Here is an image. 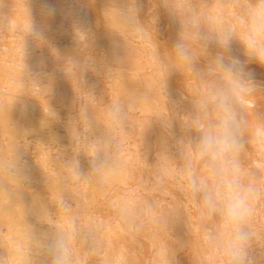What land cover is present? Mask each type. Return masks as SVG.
Returning <instances> with one entry per match:
<instances>
[{"label":"clouds","instance_id":"1","mask_svg":"<svg viewBox=\"0 0 264 264\" xmlns=\"http://www.w3.org/2000/svg\"><path fill=\"white\" fill-rule=\"evenodd\" d=\"M38 2L39 20L28 11L20 76L24 91L18 95L29 94L27 88L38 85L37 79L41 75L40 62L35 70L25 62L30 55L26 38H31L34 50L51 47L46 33L57 9L49 0ZM69 2L79 3L80 0ZM149 2L153 6L147 20L141 19L144 0H119L110 8L115 9L116 22L128 32L142 39L150 38L153 32L156 34L158 16L153 14L156 3L153 0ZM159 5L179 22V31L168 55L159 51L157 43L153 45L152 58L164 73L160 87L168 114L154 117L146 124L142 137L155 120L162 137V148L158 154L170 157L167 141L174 139L173 121L179 119L182 135L174 140L180 161L177 176L181 190L195 203L201 220L211 225L203 235L204 243L218 253L223 264H264V247L257 243L256 234L250 227L257 205L264 198V179H258L264 173V121L250 125L244 111L246 98L257 91L264 92V85L256 80L250 67L255 64L264 69V0H236L237 10L227 24L210 23L191 0L179 11L171 0H159ZM68 17H72L71 30L78 55L63 57L56 49L51 50L56 59L62 61L64 75L80 88L84 85L85 73L97 71L98 61L92 52L91 28L71 12L66 19ZM234 43L239 44L240 55L233 54ZM212 46L216 49L214 53L210 51ZM115 47L118 50L120 46ZM122 59L119 51H115L114 63L117 66L105 64L104 74L111 76ZM199 64L203 67H197ZM179 68L192 73L201 84V90L192 99L181 93V99L191 104V113L185 114L190 122L182 121L181 116L168 107V79ZM25 76L27 79H22ZM43 89L46 94L50 91L48 87ZM84 94L83 100L87 103H81L78 112L68 118L67 127L74 147L73 155L65 161V168L73 183L94 181L106 186L125 170L122 137L128 122L129 105L119 98L114 99L105 109L104 131L97 134L96 120L89 112V104L95 103V94L93 91ZM59 119L58 113L48 104L45 125ZM192 132L196 135H191ZM77 143L84 146L83 150H75ZM250 149H254L258 156L257 164L252 166L245 163ZM81 153L89 164L87 172L81 170ZM0 177L14 181L19 196L25 191L29 177L17 152L11 159H0ZM165 179L163 174L157 175L153 191L158 192ZM60 206L65 210L71 208L63 195ZM112 208L122 230L133 240L149 231L155 235L169 230L173 224L153 199L132 196L113 204ZM54 228V231L37 233L29 226V241L38 254H42L43 264H80L77 246L82 249L83 256L99 252V226L83 222L79 214H69L64 228ZM183 250L184 242L175 239L171 253L166 247L163 249L162 264H179L177 254ZM0 264H7V261L0 258Z\"/></svg>","mask_w":264,"mask_h":264},{"label":"bare ground","instance_id":"2","mask_svg":"<svg viewBox=\"0 0 264 264\" xmlns=\"http://www.w3.org/2000/svg\"><path fill=\"white\" fill-rule=\"evenodd\" d=\"M20 1L21 4L19 1L14 3V0H0V159H11L17 152V155L20 156L21 161L25 165L26 175L29 177V179L25 183V191H23L19 196L16 192L14 181L8 180L5 177H0V258L5 259L7 264H43L44 258L42 254H38L34 245H32L29 241V226H32L33 230L37 233L54 231V226L57 229H62L65 227L69 214H79L83 222H93L97 224L100 228L101 236V247L98 253H91L83 256L82 249L77 246L76 252L80 264H145L149 260H147V258H149V251L152 250L156 245V252H153L155 253V256L152 255L154 256V259L156 257V263L154 262V264H162L163 249L166 247L167 249H170L169 253H171L174 239H179L178 237H180L181 240L182 238L184 240L186 237L185 233L189 230V224L191 226V222L193 223L196 213L192 212L191 214L189 213L190 211H186L185 207H183L185 208L183 209L182 206H180L181 209L185 210L184 213L186 214L185 216L182 210L181 216L179 210L180 207L177 205L176 210H173L174 215L172 216V220L176 217V222H174L171 226V229H169L170 232L173 230V233H170L172 234V237H169L171 239H169L167 243H163V245L160 244L161 242L159 243L157 234L154 235L151 231H149V234L147 233L148 235L144 234L140 236L141 238L143 236H149V242L141 239L140 237L136 238L135 240L131 239L122 230V226L115 218L113 208H111L113 204L118 203L123 199H127L132 196L141 198L140 196H137L139 193H136V191H138L136 187H143V184L141 186V183L144 182L145 177L147 179V176L153 173L156 169L161 171L160 173L165 171H169L170 173L171 171V173L168 174L169 176L171 175V177L172 175L174 176V173L177 174V168L175 169V167H172V165L175 163L173 161L176 160H173L174 157L169 153V150L171 151L174 148H171V141L174 140L171 139L170 143L167 142V149L168 153L170 154L168 155L172 156L173 159L167 157L166 164L164 159L163 162L156 160L155 157L151 158V149H154L151 151V153L154 151L158 153L162 148V139H160L162 138L161 131L155 121H153L151 126L147 129L144 136L142 137V132L145 125L151 120L150 114L152 118L153 116L157 117L161 114L166 115L165 112L163 113V111L166 110H163V108L166 107L163 106L166 105V103L163 102L165 101V97L163 98L162 92L160 91L161 87L159 88L158 83H155V79L158 77L154 76V73L157 71L159 77L164 78V73H162L159 65L154 60L152 61L153 58L150 59L148 57H153V48H148L151 50V55H148L150 53L149 50L145 55L147 52V47L145 45L149 43L152 47L156 43L153 42L155 41L153 35H151L150 38H145V40L143 38L142 40L144 41V44L138 43L140 41L142 42V40L138 41L139 37H135L138 42H136L135 38L134 40L130 39V37L133 38L134 34L132 35V33L128 32L118 22H116L114 16L115 9L110 8V6L117 4V0H88L91 4L90 6L92 7L91 10L90 7H87L89 6V3L86 0H82V3L84 2L86 4V8H84L85 5H81V0L79 2L80 5L78 3H75L76 5L72 3L74 4L73 8H64L63 5L65 4H62V2H64L63 0H51L52 2L49 0V3L54 5L57 9V14L54 17L55 19L53 18L49 21L50 28L46 33L51 47L44 46L41 49L34 50L31 38H26L28 41L30 55L26 58L25 62L28 64L29 68L33 70L37 68V64L40 62L41 75L37 79L38 85L33 84L27 88L28 93L32 96L29 94L18 95L24 91V88L20 84V76L22 73V45L24 34L28 26V11H31L37 20L40 18V4L38 0ZM156 1L157 3L159 2V0ZM184 1L185 0H182V2L179 0H171L173 4H177V2L182 3V6L186 4L183 3ZM200 1L203 3L207 1L208 3H199V0H196L195 3L193 0L192 4L202 16L205 18L208 17L207 19L212 24H227L231 22L233 14L237 10L235 8L236 0ZM22 2L24 3L22 4ZM96 2H98V4ZM186 2L188 3L187 0ZM202 4L204 7L206 4V7L204 8ZM23 5H26V7H23ZM178 5L179 4H177V6ZM15 7L18 8L16 9ZM99 7L103 10V12ZM71 8L74 10L79 8L80 11L78 10V13L80 17L76 15L77 11H74ZM82 8L86 9L88 13L84 11L85 13L82 14ZM98 8L99 10H97ZM65 9H71L73 16L78 17L86 26L90 27L91 29H95H93L94 31L92 30V52L98 61L97 71H95V73L93 72V74L91 71L86 72L84 78L86 79L87 84L85 83L86 86L83 85V87L80 88L77 86L75 81L72 82L64 75L62 71V61L57 60L54 52L51 50L53 48L56 49L63 57L65 55H78V49L71 30L72 17H68L70 20L66 19L67 15L65 16V13L67 14L69 12ZM96 10L100 13L96 12ZM101 12L103 13L104 17L103 15L101 16ZM167 12L166 14L168 16ZM143 13H145L144 9L141 12V19L145 20L146 17ZM93 15H98L101 20L102 18L105 19L101 21L97 16L96 19ZM59 16L61 18L57 19ZM169 16L168 20H170ZM172 19L173 18L171 17V21ZM174 23L179 25V22L177 21ZM169 24L171 25V30L169 28L170 32L174 28L176 30L178 29L176 26L173 27L170 22ZM96 25L99 28H97ZM175 29L171 33H176ZM125 34H127V36H125ZM62 39H64V41H61L60 43V40ZM134 43H137L138 45L136 44L134 46ZM64 44L65 48H62L64 47ZM157 44L159 46V51L163 53V45L161 43L159 44V42H157ZM116 45L120 46L118 50L115 47ZM138 46H140V48L141 46H145V48L142 47L139 50ZM135 47L138 49V53L136 52L138 55L135 53ZM101 48H104L105 50H102ZM115 51H119L120 55L123 56V59L120 65L114 69L113 74L111 76H107L104 74V65L107 64L113 67L117 66L114 63ZM101 52L102 55L105 53L104 57L101 55ZM141 53L144 54L143 56L148 57L151 61L145 57V60L147 61H145V63L140 62V60L143 58ZM134 57L136 58L133 59ZM142 60L144 62V58ZM139 63L144 68H146V64H149V66L145 70ZM139 66L141 67L139 68ZM150 67L151 69H149ZM182 69L180 71H182ZM157 72L155 75H157ZM90 74L93 76L94 74H97V76L91 77ZM22 79H27V77H22ZM158 80L160 79L158 78L157 81ZM162 80L163 79L161 78V81ZM168 83H170L169 79ZM46 87L50 88V91H48L47 94L46 90L43 89ZM78 88L81 90L77 91ZM87 91H93L95 94V103L89 104V112L96 120L97 134H101L104 131L105 109L116 98L123 100L125 104L129 105V114L132 113L133 110L136 112L135 109L138 108L143 112L142 115L144 114L143 117H140L141 115L139 114V120L138 116H136L138 113H132L136 117L128 114V118L132 116L133 118L135 117L134 119L137 121L133 122L132 117L128 119L127 127L129 125L130 127L125 129V135L122 137V159L124 161L125 170L124 173L112 184L106 186L98 185L94 181H89L86 183H73L65 168V161L73 155L74 147V142L67 127L68 118L70 115H75L78 112L79 105L81 103H87V101L83 100V96L85 95L84 92ZM174 91L175 90L173 86L169 85L170 96L174 101H176L178 105L175 107L177 113L180 103L177 101V99L179 100V96L174 94ZM244 103L245 117L248 118V120H246L250 125H253L255 121L261 122L264 120V92L257 91L253 95L246 98ZM48 104L58 113L60 119L58 121H49L47 125H45L46 121L44 120L45 114L48 113ZM168 105L169 108L174 110L173 102L171 103V107L170 104ZM253 105L255 106L254 108ZM251 108L253 109L252 112H254L252 114L250 113ZM189 110L191 111V109ZM152 114L154 115L152 116ZM255 115L257 116L255 117ZM258 117H261L262 120L258 121ZM255 118L257 120H254ZM177 120H175L176 123ZM137 122L141 127L139 132L137 131L139 126V124L137 125ZM131 125L134 129L131 127ZM177 125L178 128H181V126H179L180 124L177 123ZM174 126L175 122L173 127ZM176 126L174 127V130L178 129ZM131 129H133L134 132L137 131L141 135V140L146 142L145 152L140 151L141 149L137 147L138 145L140 146L142 142H140V139L139 141L138 138H135L140 135H137V133L136 135H133V130ZM128 131L131 132L130 136L128 135ZM153 133H155L156 136V138H154L155 140H153V137L151 138V136H154ZM126 134L129 136V138H127L129 140L128 144L126 143L125 145L124 140H126V138L124 137H126ZM181 135L179 137H181ZM179 137H177V139ZM136 140L137 142L139 141L138 144L136 143ZM144 141L143 143L145 144ZM129 143L136 144V147H134V144L133 147H131V144L129 145ZM155 143L158 144H156L158 148H154ZM83 148L84 146L79 143L75 145V150L77 151L83 150ZM253 151L254 150H252V153ZM255 153L250 156V162L248 161L251 163L250 165H255L258 162V156ZM159 156L162 158L164 154L160 153ZM166 156L167 155H165V157ZM150 158L153 160L151 161ZM161 158L159 160H161ZM79 160L81 163V170L83 172H87L89 169V164L83 153L80 154ZM149 161H151V167L150 164L148 165ZM141 164L143 165V168ZM175 164L174 166H176ZM145 165L148 169L151 168L152 170L145 169ZM166 165L169 170H166ZM145 170H147V172ZM145 173L149 175H146ZM165 173H163V175ZM168 175L164 176L167 178ZM258 179H264V173H261ZM134 185H136L135 188L133 187ZM124 190H127L128 193ZM62 195L64 196L65 200L71 204V208L68 210L63 209L60 206ZM261 202L257 205V212L254 213L255 217L253 218L258 219H256L257 221H254V223L251 219L252 221H250V227L256 234V237L259 238L260 242L264 245V198L261 199ZM177 203L178 202L176 201V204ZM177 210H179V213ZM174 212H177V215ZM186 212L190 217H188ZM47 213H50L51 216H49ZM178 215L180 219L185 217V219H183L186 221H184L185 223L182 222L183 220H179L180 223L182 222V225L178 223ZM188 218H191V220H188L191 222L188 223V227L187 225L185 226V229L187 227L186 231L185 229L181 230V227L184 226L183 223L187 224ZM39 220H42L43 223ZM200 222V232L204 234L206 222ZM190 230L193 231L194 227L191 226ZM180 231L182 234H180ZM173 237L175 238L173 239ZM126 238L128 240L127 243H125V241H127L125 240ZM141 240H143L142 243L144 246L139 244ZM150 244L153 246L155 244V246L153 247ZM148 247L153 248H150L149 250ZM212 253L214 256L218 254L214 249L211 250L210 254L212 255ZM214 259H216V257H214L212 260ZM215 262L217 261H214V263Z\"/></svg>","mask_w":264,"mask_h":264},{"label":"rangeland","instance_id":"3","mask_svg":"<svg viewBox=\"0 0 264 264\" xmlns=\"http://www.w3.org/2000/svg\"><path fill=\"white\" fill-rule=\"evenodd\" d=\"M19 1V3L21 2L20 0H14V3H17ZM23 1H25V0H23ZM53 1V0H52ZM51 0H50V2H52ZM64 2H62V4H65V5H63L64 6V8L66 7V8H69V7H72L73 8V6H74V4H72V3H70L69 2V0H63ZM85 1V0H84ZM86 1H88V0H86ZM91 1V0H90ZM94 1H96V0H94ZM99 1V0H98ZM103 1V0H102ZM114 1V0H113ZM180 2H182V0H179ZM188 1V0H187ZM192 1L193 0H191V3H192ZM196 0H194V2H195ZM56 2V1H55ZM54 2V3H55ZM116 2V1H115ZM153 2L154 3H156V8H155V12L153 13V14H155V15H157L158 16V21H157V23H156V25H155V28H156V34L153 32L152 33V35H153V37H154V40L155 41H153V42H159V44L161 43L163 46V48H164V52L163 53H165L166 55H168V51L171 49V47L173 46V44H174V42H175V39H176V37H177V32L179 31L178 29H179V25H177L176 23H174L175 21H173L174 19H172V21H171V17L172 16H169L170 14H169V12H167V11H165V9H164V7H162V6H160L159 5V2L157 3V1L156 0H153ZM178 3L177 2V4H179L178 6H177V4H174V5H176L177 6V10H180L181 8H182V3ZM200 2H202V1H200L199 0V3ZM24 2H22V4H23ZM84 3V2H83ZM82 3V0H81V5L83 6V5H85L84 6V8H86V4L84 3L83 4ZM88 3H89V6H87V7H90V10H91V4H90V2L88 1ZM87 3V4H88ZM97 4H98V2H96ZM100 3V2H99ZM102 3V2H101ZM116 3H119L118 2V0H117V2ZM183 3H187L186 2V0L183 2ZM196 3V2H195ZM198 3V2H197ZM203 3V2H202ZM204 3H208L207 1L206 2H204ZM203 3V4H204ZM21 4V3H20ZM61 4V5H62ZM77 4V3H76ZM75 4V5H76ZM79 4V3H78ZM203 4H202V6H203ZM18 5V4H17ZM80 5V4H79ZM181 5V6H180ZM185 5V4H184ZM63 6H62V8H63ZM152 6H153V4L152 3H150L149 2V0H144V11H145V13H143V14H145V20H147V19H149V9H151L152 8ZM175 6V7H176ZM20 7V6H19ZM23 7H26V5H23ZM77 7V6H76ZM80 7V6H79ZM94 8H96L95 6H93ZM179 7V8H178ZM181 7V8H180ZM204 7V6H203ZM205 7H206V4H205ZM204 7V8H205ZM13 8V7H12ZM16 8V7H15ZM18 8V7H17ZM16 8V9H17ZM61 8V9H62ZM71 8V9H72ZM75 8V7H74ZM81 8V7H80ZM84 8H82L81 10H82V14L83 13H85L84 11H86V9H84ZM93 8V9H94ZM100 8V7H99ZM99 8L97 9V10H99ZM101 8H102V6H101ZM100 8V10L103 12V10ZM68 10V12H71L72 10H74V9H72V10ZM84 9V10H83ZM66 10V9H65ZM64 10V11H65ZM66 10V11H67ZM77 12H76V15L77 16H79V13H78V10H79V8L78 9H75ZM74 10V11H75ZM96 10V12H99V11H97ZM80 11V10H79ZM205 11H208V10H205ZM92 12H94V11H92ZM101 12V16L103 15V13ZM105 12V11H104ZM166 12L168 13V16L170 17V20H168V16H167V14H166ZM72 13V12H71ZM78 13V14H77ZM86 13H88L87 11H86ZM90 13H91V11H90ZM89 13V14H90ZM100 13V12H99ZM99 13H97V14H99ZM68 14V13H67ZM66 13H65V16L67 15ZM73 14V13H72ZM75 14V13H74ZM80 14H81V12H80ZM81 14V15H82ZM95 14V13H94ZM205 14H207V13H205ZM209 14V13H208ZM106 15V14H105ZM62 16V15H61ZM94 16V15H93ZM96 16L98 17V15H95L94 17L96 18ZM208 16V15H207ZM80 17V16H79ZM103 17H104V15H103ZM106 17V16H105ZM209 17H210V15H209ZM59 18H61L60 16L57 18V19H59ZM65 18V17H64ZM71 18V17H70ZM93 18V17H92ZM95 18H93V19H95ZM99 18V17H98ZM173 18V17H172ZM208 18V17H207ZM55 19V18H54ZM67 19H69V18H67ZM97 19V18H96ZM100 20H101V18H99ZM105 18H102V20L101 21H103ZM70 20V19H69ZM169 22L172 24V26L173 27H175L176 26V28H178L177 30H176V33H171L174 29H172V31L170 32V30H171V25L169 24ZM178 22V21H177ZM175 25H174V24ZM179 24V23H178ZM97 26V25H96ZM100 26V25H99ZM94 27V26H93ZM97 28H99L98 26H97ZM169 28H170V30H169ZM94 29V28H93ZM93 29H91V30H93ZM95 30V29H94ZM93 30V31H94ZM97 30V29H96ZM92 31V32H93ZM133 35V34H132ZM125 36H127V34H125ZM131 36V35H130ZM135 37H137L136 35H133V38L132 37H130V39H133L134 40V38ZM138 38V37H137ZM133 40H131V41H133ZM135 40H136V42H138L139 40H142V38H138V41H137V39L135 38ZM144 40H145V38H144ZM153 40V39H152ZM157 40V41H156ZM61 41H64V39H62V40H60V43H61ZM133 42H135V41H133ZM152 42V43H153ZM138 43H141V44H144V41L142 40V42L140 41V42H138ZM147 43V42H146ZM66 44V43H65ZM65 44H64V47H62V48H65ZM137 43H134L133 45L135 46ZM140 44V45H141ZM62 45V44H61ZM138 45V44H137ZM68 46V45H67ZM147 48V52L145 53V52H142V53H145V55L148 53V48L150 47V49H152L153 48V46L151 47V45L149 44V43H147L146 45H145ZM145 46L143 47V46H141V48L143 47V48H145ZM69 47V46H68ZM139 47V48H138ZM137 48L140 50L141 48H140V46H138ZM102 50L104 49V48H101ZM135 49H136V47H135ZM138 49H136V51H135V53L137 52V50ZM100 50V49H99ZM102 50H100V51H102ZM105 50V49H104ZM210 51H212L213 53L216 51V49H215V46H212L211 47V49H210ZM64 52V51H63ZM99 52V51H98ZM104 52V51H103ZM149 54L148 55H151V50H149ZM66 53V52H65ZM65 53H64V55H65ZM138 53V52H137ZM136 53V54H137ZM140 53V52H139ZM141 53V54H142ZM61 54H63V53H61ZM67 54V53H66ZM104 54L105 53H103V55H102V52H101V55L104 57ZM233 54L234 55H240L241 54V50H240V46H239V44H237V43H234L233 44ZM135 55V54H134ZM138 55V54H137ZM144 54H142V56H143ZM62 56V55H61ZM65 56H67V55H65ZM64 56V57H65ZM101 56V57H102ZM132 56H133V54H132ZM142 56H141V58H142ZM102 57V58H103ZM145 57L146 56H143V58H144V62H143V58L140 60V62H142V63H145V61H147V60H145ZM150 59H152V57L151 56H148ZM148 57H146V58H148ZM132 58V57H131ZM136 57H134L133 59H135ZM138 58V57H137ZM139 58H140V56H139ZM148 58V60H150ZM241 58L243 59V57L241 56ZM138 60V59H137ZM136 60V61H137ZM151 61V60H150ZM152 61H153V59H152ZM140 64V63H139ZM141 65V64H140ZM142 66V65H141ZM141 66H139V68L141 67ZM149 66V64L147 65L146 64V68ZM143 67V66H142ZM197 67H203V64H199V65H197ZM250 67L254 70V72H255V76H256V80L258 81V82H260L261 83V85H264V69H261V68H259V67H257L255 64H253V65H250ZM144 68V67H143ZM146 68H144L145 70H146ZM149 69H151V67L149 68ZM182 68H179V71H174L173 72V76L171 75V77H169V85H172L173 86V88H174V94H177L178 96H179V100L177 99V101H178V103H180L179 104V110L177 109V113H176V106H178L177 105V103H176V101H174L173 100V98L171 97V96H169V104H170V107H171V103L172 102H175L176 103V105L173 107L174 108V112L176 113V115L177 116H181L180 117V119L182 120V121H185V122H190V118L188 117V116H186L185 114H189V113H191V111H192V108H191V104H190V102L188 101V100H182L181 99V93H184L189 99H192L193 97H195L196 96V94L201 90V84H200V82H199V80L192 74V73H189V72H187V71H185L184 69H182V71H180ZM148 70V69H147ZM153 70V69H152ZM92 72V74H93V71H91ZM149 72V71H148ZM157 72V71H156ZM155 72V73H156ZM95 73V72H94ZM150 73V72H149ZM152 73V72H151ZM155 73H154V76H156V77H158L160 80H158L157 81V79H155L156 81H155V83H158V86H159V88H160V83H161V78L163 79V77H159V75H158V72H157V75H155ZM92 74H90L91 75V77L93 76ZM94 76L96 77L97 76V74H94ZM93 76V77H94ZM153 76V77H154ZM170 79H171V81H170ZM85 83L87 84V82H86V79L84 78V86H86L85 85ZM106 85H108V84H106ZM79 89V88H78ZM77 89V91H80L81 89H79L78 90ZM82 89H84V88H82ZM160 91H161V89H160ZM79 93V92H78ZM84 95V94H83ZM163 95V94H162ZM84 97V96H83ZM172 99H171V98ZM163 98H164V96H163ZM165 100V99H164ZM163 102H165L166 103V101H163ZM163 106H166L167 107V105H163ZM166 107H164L163 108V110H165V111H163V113L165 112L166 113V115L168 114V109L166 108ZM168 107H169V105H168ZM255 106L253 105V108H254ZM189 109H191V111L189 110ZM136 110V112L133 110L132 111V113L133 112H135L136 114L138 113V115H136V116H138V120H139V118L140 117H143L144 116V114L142 115V111L138 108V109H135ZM138 110V111H137ZM251 111H250V113L252 114V113H254V112H252L253 111V109L251 108L250 109ZM131 112V111H130ZM140 112V113H139ZM249 112V111H248ZM132 113H130L129 115H133ZM134 113V114H135ZM250 113H248V114H250ZM141 116H140V115ZM154 114H152V116H153ZM133 116H135V115H133ZM135 116V117H136ZM140 116V117H139ZM257 115H255V117H256ZM132 116H130L129 118H131ZM134 117V118H135ZM155 116H153V118H154ZM262 117V116H261ZM259 118L258 117V121L259 120H262V118ZM128 118V119H129ZM133 118V117H132ZM133 118V122H136L135 121V119ZM150 118H151V120L153 119L152 117H151V114H150ZM137 119V118H136ZM247 120H248V118H246ZM142 120H143V118H142ZM147 120H149V119H147ZM150 120V121H151ZM175 120H177V119H174V122H175V126L177 125V123L178 124H180V121H179V119L177 120V123H176V121ZM254 120H257L256 118L254 119ZM153 121H155V120H153ZM179 121V122H178ZM264 121V120H263ZM140 122H141V119H140ZM174 122H173V125H174ZM256 122V121H255ZM253 123V124H256V123ZM129 123H130V121H129ZM135 124V123H134ZM139 123L137 122V125H138ZM252 124V123H251ZM129 125V124H128ZM174 126V127H175ZM180 126V125H179ZM128 127H130V125L128 126ZM128 127L126 126V128L128 129ZM131 127H132V125H131ZM174 127H173V129H172V133H173V137H174V139H172V140H175V139H177V137H179L182 133L180 132L181 130V128H178V125L176 126V128H178L176 131L174 130ZM133 128V127H132ZM141 127H140V124H139V126H138V129H137V131L139 132ZM130 129V128H129ZM134 129V128H133ZM133 129H131V130H133ZM180 130V131H179ZM130 131V130H129ZM128 131V132H129ZM137 131H135L134 132V130L132 131L133 132V135H136V133H137V135L139 134ZM180 133H179V132ZM126 132V131H125ZM155 132H156V130H155ZM176 132V133H175ZM131 132H129V136L131 135L130 134ZM135 133V134H134ZM160 134V133H159ZM178 134H180V135H178ZM125 135V134H124ZM123 135V136H124ZM140 135V134H139ZM152 135V134H151ZM153 135L155 136V133H153ZM177 137H176V136ZM191 135H193V136H195L196 135V133L195 132H192L191 133ZM129 136H127V134H126V137H124V138H126V140H124L125 141V145H126V143L128 144V140L129 139H127V138H129ZM154 136H151V138L153 137V140H155L154 138H156V136L154 137ZM136 137V136H135ZM134 138V137H133ZM138 138V140L140 139L141 140V135L140 136H137L135 139H137ZM159 138V137H158ZM157 138V139H158ZM180 138V137H179ZM178 138V139H179ZM130 139H131V137H130ZM143 139V138H142ZM157 139H156V141H157ZM160 139H162V138H160ZM139 140V141H140ZM170 140L171 139H169L167 142H169L170 143ZM127 141V142H126ZM138 141V142H139ZM144 141V140H143ZM143 141L141 140L140 142H142L141 143V145L139 146H137V147H139L141 150L140 151H144L145 152V150H146V142H145V144L143 143ZM159 141V140H158ZM138 142H137V140H136V143L138 144ZM161 143H162V140H161ZM131 144V145H130ZM133 144L134 143H129V145L131 146V147H133ZM157 143H155V146H154V148H156L157 147V145H156ZM128 145V146H129ZM136 144H134V147H136L135 146ZM171 148H173L171 151H173V152H171L170 150H169V153L174 157V159H177L176 161H173V162H175L174 164L176 165V166H174V164L172 165V167H175V169L176 168H178V166H179V163H180V161L178 160V152H177V149H176V147L174 146V141H171ZM170 146V145H169ZM162 147V146H161ZM158 148V147H157ZM160 148V147H159ZM167 148H168V146H167ZM170 148V149H171ZM154 149H151V151H153ZM252 150H254V149H252ZM252 150H249V154L245 157V163L247 164V165H250L251 163H249L250 162V156H252L255 152V150L253 151V153H252ZM151 151H150V154L152 155L151 156V158H154L155 157V159L156 160H158V161H163V159H164V161H165V163L167 164V157L168 156H166L165 157V154H164V158L162 157H160L159 156V154L156 152V151H154V152H152L151 153ZM251 151V152H250ZM168 153V154H169ZM173 153V154H172ZM149 154V155H150ZM158 154V155H157ZM169 154V155H170ZM256 154V153H255ZM148 155V156H149ZM162 155V154H161ZM172 156H170L171 158H172ZM150 157V156H149ZM150 158V159H151ZM161 158V160H159ZM155 159H154V161H155ZM173 159V158H172ZM153 159H151V161H152ZM171 160V159H170ZM151 161H149V163H148V165L150 164V167L152 166V164H151ZM153 161V162H154ZM158 161H156V162H158ZM163 161V162H164ZM249 161V162H248ZM159 163H161V162H159ZM153 164H155V163H153ZM171 164H172V162H171ZM171 164H170V166H171ZM142 165V164H141ZM253 165V164H252ZM252 165H250V166H252ZM146 166V165H145ZM139 167H140V165H139ZM163 167H164V165H163ZM163 167H161V168H163ZM166 167H167V165H166ZM142 168H143V165H142ZM145 169H147V170H152L151 168H147V166L146 167H144ZM154 168H155V166H154ZM159 168V167H158ZM160 169V168H159ZM168 169V167L166 168V170ZM147 170H145L146 172H147ZM157 170V169H156ZM154 171V169H153V173H151L150 175L149 174H146V175H149V176H147V179H146V177H145V180H144V182H142L141 183V186H142V184H143V187H139V186H137L136 188L138 189V191H136V193L138 192L139 194L137 195V196H140L141 198H149V199H153V200H155V201H157V203L159 204V208H160V211L164 214V215H166V216H168L169 218H171L170 220H172V216L174 215L173 214V210L175 209L176 210V207H177V205H179V207L180 206H182V208L183 207H185L186 208V211H190L189 213H191L192 214V212L193 213H196V216H194L195 218H194V220H193V223L191 222V221H188V220H191V218L189 219H187V224H184L186 221L185 220H183V219H185V217L184 218H181L180 219V217H179V215H178V217H179V219H178V223L180 224V225H182V222H184L183 223V227H181V230H183V229H185V226L187 225V227H188V223H190L191 222V226L192 227H194V230L193 231H191L190 230V224H189V230H188V232H186L185 233V236H184V234H183V236L186 238V240H185V238H184V240H183V238H182V240L180 239V237H178L180 234H182V232L177 236L179 239H177V238H175V237H173V239L175 238L176 240H180L181 242L182 241H184L185 243H184V250L183 251H180V252H178V254H177V260H178V262H179V264H223V262H222V260H221V258H220V256L218 255V254H216L215 256L213 255V253H212V255L214 256V257H216V259H214V260H212L214 257L210 254V252H211V248H209V247H207V245L204 243V240H203V233H201L200 232V230H201V222L200 221H202L201 220V218H200V215H199V211H198V209H197V207H196V205H195V203L193 202V201H190L188 198H186V196H185V194H184V192L181 190V187L179 186L180 185V183H179V179H178V176H177V174H175L174 173V176L172 175V177H171V175L169 176L168 174H170L171 173V171H170V173H169V171L168 172H162V173H160L161 171H159V170H157V171ZM162 170V169H161ZM169 170V169H168ZM171 170H172V168H171ZM159 171V172H158ZM151 172V171H150ZM174 172H175V170H174ZM176 172H177V170H176ZM163 174V173H165L164 175L165 176H167L168 175V177L165 179V182H164V185H163V187L157 192V191H153V185H154V183H155V179H156V177H157V175L158 174ZM144 174V175H145ZM172 174H173V172H172ZM143 175V174H142ZM143 179H144V177H143ZM142 180V179H141ZM141 182V181H140ZM136 185H138V184H136ZM136 185H134L133 187L135 188V186ZM140 189V190H139ZM124 191H127V190H124ZM134 192V191H133ZM127 193H128V191H127ZM135 193V192H134ZM176 201L178 202L177 204H176ZM261 202V201H260ZM261 204H262V202H261ZM178 207V208H179ZM112 208V207H111ZM185 208H183V209H185ZM188 208V209H187ZM183 209H181V207L179 208V210H180V213H181V216H182V210ZM174 210V211H175ZM179 210H177V212L179 211ZM184 211L185 210H183V213H184ZM177 212H174V213H176V215H177ZM257 212V211H256ZM179 213V212H178ZM187 213V212H186ZM185 214V213H184ZM188 214V213H187ZM184 216V215H183ZM185 216H186V214H185ZM188 217H190L189 216V214H188ZM255 217V215L252 217V220H253V223H254V221L256 222L257 220L256 219H258V218H255V219H253ZM176 218V217H175ZM175 218L172 220L173 221V223L174 222H176L175 221ZM187 218V217H186ZM193 218V217H192ZM179 220H183L181 223H180V221ZM251 220V221H252ZM177 223V224H178ZM187 227H186V229H187ZM209 227H211V225H210V223H207L206 222V224H205V231L209 228ZM186 229H185V231H186ZM190 231V232H189ZM171 232L173 233V230H171ZM169 230H164V231H160V232H158L157 233V237H158V239H159V243L160 244H163V243H167V241L169 240V239H171V238H169V237H172L171 235L172 234H170L171 233ZM148 234H149V232H147ZM147 233H145V235L147 234ZM184 233V232H183ZM147 234V235H148ZM149 236H143L141 239H143V240H145V241H150V240H148L149 238H148ZM182 237V236H181ZM140 238H139V240H140ZM175 239H174V243H175ZM125 240H127V238L125 239ZM138 240V241H139ZM143 240H141L140 242H139V244L140 245H143V243H142V241ZM258 240H259V243H258ZM123 241V240H122ZM137 241V242H138ZM128 242V240L127 241H125V243H127ZM123 243V242H122ZM151 243V242H150ZM257 243L260 245V246H263L264 247V245H263V243H261L260 242V239L259 238H257ZM152 244V243H151ZM150 244V245H151ZM147 245V244H146ZM164 245V244H163ZM144 246V245H143ZM151 246H153V245H151ZM154 246H155V244H154ZM153 246V247H154ZM157 246V245H156ZM155 246V247H156ZM153 247H148L149 248V250H150V248L152 249ZM155 247L152 249V250H150L149 252V258H147V262L145 263V264H152V262H153V264H154V262H155V260H156V257H155V259L153 258L155 255V253H153L154 251H155ZM170 249H168V251H169ZM158 251V250H157ZM156 252V251H155ZM147 254H148V251H147ZM152 255H154V256H152ZM212 257V258H211ZM214 261H217V262H215L214 263ZM156 263V262H155Z\"/></svg>","mask_w":264,"mask_h":264}]
</instances>
